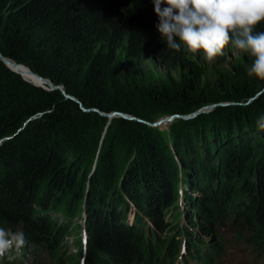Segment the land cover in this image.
<instances>
[{
	"label": "trees",
	"instance_id": "obj_1",
	"mask_svg": "<svg viewBox=\"0 0 264 264\" xmlns=\"http://www.w3.org/2000/svg\"><path fill=\"white\" fill-rule=\"evenodd\" d=\"M157 24L151 0H0L2 56L74 98H66L59 90L35 88L30 101L18 97L15 88L0 85V226L13 231L18 227L24 233L27 244L19 264L29 253V245L49 264H63L64 241L72 234L80 254L66 258L78 263L83 246L79 227H71V220L76 218V202L83 197L79 192L69 195L71 189L67 192L63 184L73 187L86 177L92 217L85 264H174L178 239L184 233L175 227L170 234L173 221L166 219L176 201L172 182L176 186L177 173L181 174L176 159L184 167L182 181L186 180L184 188L180 183L183 214L197 213V226L206 236L215 234L216 227L233 229L247 249L264 257V131L257 128L264 105L254 109L263 100L248 107L219 109L213 119L177 123L171 138L160 144L148 139L145 151L131 156L116 152L102 139L93 173L92 159L72 149L73 143L70 148L63 136L68 121L75 113L83 115L82 109L120 112L150 122L158 113L186 115L204 105L189 99L184 90L177 102L160 91L153 63L189 82L199 80L203 73L198 54L193 57L183 47L179 51L168 48ZM256 31H264V21ZM231 47L226 46L225 55ZM238 52L249 67L252 58ZM0 70L13 73L2 61ZM115 76L128 88L123 103L109 101L106 95L108 77ZM232 82L231 95L211 102H241L264 89L254 79V92H247L239 79ZM119 120L123 126L128 123ZM132 124V130L140 128ZM97 150L98 144L94 156ZM52 162L58 164L54 171L48 169ZM130 204L138 211L133 226L126 225ZM192 207L198 210L194 214ZM54 212L62 213L64 221L53 219L50 214ZM144 217L153 224L150 233L144 229ZM154 231L160 235H153ZM219 252L213 249L206 261L198 254L190 258L213 264ZM0 264H14V259L5 257Z\"/></svg>",
	"mask_w": 264,
	"mask_h": 264
},
{
	"label": "rangeland",
	"instance_id": "obj_2",
	"mask_svg": "<svg viewBox=\"0 0 264 264\" xmlns=\"http://www.w3.org/2000/svg\"><path fill=\"white\" fill-rule=\"evenodd\" d=\"M1 41H0V47H1ZM1 53V52H0ZM2 54V53H1ZM197 62L202 68V76L197 81H188L184 77H181L178 75L177 72L168 71L164 69L163 67L153 63V68L155 70L156 78L158 81V85L161 92H164L169 95L171 100H177L179 93L184 90L185 93H187V96H189V99H195L197 102H202L204 105L202 106H209V105H218L211 110L204 109L202 112L196 114L195 116H192L190 119H184L181 116H187V115H181L180 113H171L169 115H160L155 114L152 117L149 118L150 122L141 120V122L137 120H126L128 123H124V126L121 125V122L119 120L120 117L115 116L111 119L107 117L101 116L97 110H90V111H84L85 109H82L83 115H79L75 113V116L72 117L65 126V132L63 133V136L65 137L68 145L73 143L72 149L79 150V152H84L85 157L91 160L90 167L97 166V162L94 163L93 160L99 159V154L94 156L93 148L98 144V147L101 146V140L103 139V142L105 144H109L111 147L115 148V151L118 153H122V155H129L131 156V153L137 152L138 154L140 151L144 150L145 147L148 145V139L153 143H159L160 141L168 138H171V129H173L174 125L180 122H186L187 120L190 122H195L198 120L200 122L201 120L208 118L213 119L215 113L219 109H230L235 106H245L248 107L253 102L261 101L258 103L256 109H260L264 105V89L257 91L254 95L249 96L247 100L241 101V102H211L212 99L217 100L221 99L223 97L231 95L232 84L233 80L239 79L244 84V88L247 90V92L255 91L254 84L252 82V78L247 75V66L244 65L240 53L238 50L234 47H231L226 52L224 60L216 61L214 64H208L206 63L200 54L197 55ZM4 64V63H3ZM5 65V64H4ZM6 66V65H5ZM21 66V65H19ZM24 68H27L25 66H21ZM121 67V64L119 65ZM6 68H8L6 66ZM28 69V68H27ZM29 70V69H28ZM11 74L3 73L0 70V85L3 87H10L15 88V93L17 92L18 97L22 95V97L26 99H30V101L33 100V95L37 91H35V88H41V87H35L32 86L28 88L24 83H29L27 79H24L21 75L18 73L11 71ZM32 72V71H31ZM33 73V72H32ZM20 82H23V84H20ZM235 83V82H234ZM4 84V85H3ZM30 84V83H29ZM32 85V84H31ZM191 85L192 88L189 89L188 86ZM0 86V87H1ZM45 88H49L45 85ZM241 89V87L239 86ZM44 89V88H42ZM47 90V89H44ZM193 90V91H192ZM106 95L109 101H117L118 103H123L124 99L128 97V88L123 82V80L119 76L115 77H108L107 80V86H106ZM246 92V93H247ZM252 92V93H253ZM194 100V101H195ZM249 101V102H248ZM177 102V101H176ZM209 103V104H206ZM206 104V105H205ZM222 105V106H220ZM256 107V105H255ZM201 108H196L194 111L199 110ZM203 109V108H202ZM244 110V109H242ZM192 111V112H194ZM227 113V111H226ZM93 114H97L98 118H94L91 120L90 116H93ZM180 116V117H179ZM209 116V117H206ZM133 117V116H131ZM130 117V118H131ZM172 117V127L170 126H164L161 125L162 123H165L166 121H163L160 126L158 127H152V124H156L161 120H167L168 118ZM135 118V117H134ZM121 119V118H120ZM137 119V118H136ZM123 120V119H122ZM140 120V119H138ZM129 121L131 123H129ZM133 121L137 123V127L140 128H134L133 130L130 127H133ZM139 122V123H138ZM135 127V126H134ZM95 132L94 134L97 135V142H94V136L91 134L92 132ZM131 132V133H130ZM167 140V139H166ZM85 141V142H84ZM114 141L112 144L111 142ZM76 146H75V145ZM261 148V147H260ZM169 151H172V155L174 158H176V154L173 153L174 150L172 148V145H169ZM261 149L258 150V154H260ZM175 163L177 164V169L179 170V173H177V176L175 180L178 182V184L172 187L174 189V198H175V204L170 207V209L167 210L166 219L168 221H173L172 226L173 229L170 230V234L174 231V228L180 227V225H184L185 221L190 224L193 227H198L197 223L198 221L195 219L197 209H194L193 207L190 209L191 214L185 216L183 214V208H181V187L180 183L182 182V187L184 188V184L186 180H181V176L184 173L183 171V165L180 163L179 159L175 160ZM68 162L61 165L67 166ZM54 166H58L57 163L52 162L48 169H51L54 171ZM67 170H65V173ZM56 173L60 174V169H56ZM87 178L82 181L80 184H75L73 187L68 185L64 182L63 187L68 189H71L69 192V195H72L73 193L79 192L82 195V199L78 200L76 202L77 205L74 206L75 210V217L77 221L80 224V236L86 237L89 236L88 229L89 227H86V219L88 218L89 214L91 213V207L89 205L90 201V186L86 187L87 185ZM174 180V181H175ZM63 189L59 191V194H62ZM204 195L201 193V199ZM127 199V198H126ZM96 201V198L95 200ZM131 210V211H130ZM125 213L126 215V225H131L133 221V217L136 215V212L133 211V209H130ZM97 213L100 212L99 207L97 208ZM146 212V211H144ZM85 217V220L84 217ZM124 215V216H125ZM84 223V227H83ZM182 231L185 230L184 227L180 228ZM194 234V233H192ZM88 238V237H87ZM72 237L68 238L69 243V253H76V249L74 247V244L71 242ZM31 257V255H30ZM28 257L27 262H30L31 258ZM35 260V259H34ZM44 264H48L46 259L43 258ZM14 264H17L15 262ZM221 264H264L263 259H257L250 251L244 250L243 246H236L232 247L227 251V255L224 257L223 262Z\"/></svg>",
	"mask_w": 264,
	"mask_h": 264
},
{
	"label": "clouds",
	"instance_id": "obj_3",
	"mask_svg": "<svg viewBox=\"0 0 264 264\" xmlns=\"http://www.w3.org/2000/svg\"><path fill=\"white\" fill-rule=\"evenodd\" d=\"M158 17L157 31L170 49L181 47L208 64L224 56L232 45L252 60L246 72L264 85V0H151ZM264 131V116L257 120ZM27 241L22 231L0 226V260L22 255Z\"/></svg>",
	"mask_w": 264,
	"mask_h": 264
},
{
	"label": "bare ground",
	"instance_id": "obj_4",
	"mask_svg": "<svg viewBox=\"0 0 264 264\" xmlns=\"http://www.w3.org/2000/svg\"><path fill=\"white\" fill-rule=\"evenodd\" d=\"M5 60H6V64H7V67H8V69L9 70H11V71H14V72H16V73H18L19 75H21L24 79H27L28 81H30L29 83L30 84H32L33 86H35V87H43V86H45L46 84L45 83H43L42 81H41V79L39 80L38 79V77L36 76V75H34V73H32L30 70H28L27 68H24V67H21V66H19V65H17V66H15L13 63H12V61H10V60H8V59H6L5 58ZM249 102V101H248ZM216 106H218V105H207V106H201V107H199V108H201V109H199V110H196V111H194V112H189L188 113V115L187 116H181L183 119H184V121L186 120V119H190L192 116H195L196 114H198V113H200V112H202L204 109H206V107H207V109L206 110H211L212 108H214V107H216ZM203 108V109H202ZM180 117V116H179ZM173 120H169V121H166L165 123H162L161 125H164V126H170L173 122H172ZM188 121V120H187ZM160 126V125H159ZM158 126V127H159ZM101 142H102V140H101ZM99 149H100V146L98 147V150H97V153H96V155L98 154V152H99ZM95 155V156H96ZM94 161V163L95 162H97V160L95 159V160H93ZM95 168H96V166L95 167H92V170H91V173H93L94 172V170H95ZM183 179V177L181 176V180ZM182 192H183V188H182ZM92 217V214L90 215L89 214V216H88V218L86 219V227L88 226V224H89V220H90V218ZM78 230V229H77ZM67 233V232H66ZM47 242H48V240H47ZM59 242V241H58ZM52 245V244H51ZM56 247V246H55Z\"/></svg>",
	"mask_w": 264,
	"mask_h": 264
},
{
	"label": "water",
	"instance_id": "obj_5",
	"mask_svg": "<svg viewBox=\"0 0 264 264\" xmlns=\"http://www.w3.org/2000/svg\"><path fill=\"white\" fill-rule=\"evenodd\" d=\"M0 61H2V62L7 66V64H6V60H5V58L2 56L1 53H0ZM12 63H13L15 66H17V63H15V62H13V61H12ZM33 73H34V72H33ZM34 75H36L38 78H40L41 81H42L43 83H45L47 87H49V88H45V86H43L42 88H44V89H49V90H59V91H62L63 95H64L66 98H70V99L74 100V98H72V97H68L67 95H65V93H64V91L62 90L61 87L53 86V85L51 84V82H50L48 79L42 78L41 76L37 75L36 73H34ZM75 101H76V100H75ZM220 106H222V105H220ZM84 111H90V110L85 109ZM97 112H98V111H97ZM98 113H99L101 116H103V117H107V118H109V119H111V118H113V117H115V116H118V117H120V118H122V119H128V120H134V119H135V120L141 122V120H138V119H136V118H134V117H131V116L127 115V114H123V113H120V112H112V113H110V114H105V113H102V112H98ZM130 117H131V118H130ZM171 119H172V117L168 118L167 120H161V121H159V122L156 123V124H152V127H157V126H159L163 121H169V120H171Z\"/></svg>",
	"mask_w": 264,
	"mask_h": 264
}]
</instances>
